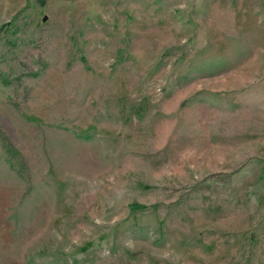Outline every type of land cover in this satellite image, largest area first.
<instances>
[{"label": "rangeland", "instance_id": "1", "mask_svg": "<svg viewBox=\"0 0 264 264\" xmlns=\"http://www.w3.org/2000/svg\"><path fill=\"white\" fill-rule=\"evenodd\" d=\"M0 264H264V0H0Z\"/></svg>", "mask_w": 264, "mask_h": 264}, {"label": "trees", "instance_id": "2", "mask_svg": "<svg viewBox=\"0 0 264 264\" xmlns=\"http://www.w3.org/2000/svg\"><path fill=\"white\" fill-rule=\"evenodd\" d=\"M12 149L10 147H7V151H11Z\"/></svg>", "mask_w": 264, "mask_h": 264}]
</instances>
